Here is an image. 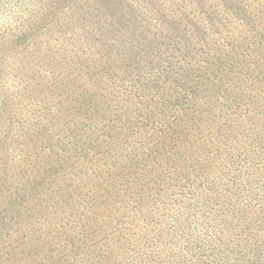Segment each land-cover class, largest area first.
Wrapping results in <instances>:
<instances>
[{
    "label": "trees",
    "instance_id": "1",
    "mask_svg": "<svg viewBox=\"0 0 264 264\" xmlns=\"http://www.w3.org/2000/svg\"><path fill=\"white\" fill-rule=\"evenodd\" d=\"M246 8L264 0H0V264H135L176 235L220 264L227 216L216 237L179 210L174 232L144 203L184 195L220 126L228 162L250 138L225 104L264 62Z\"/></svg>",
    "mask_w": 264,
    "mask_h": 264
},
{
    "label": "rangeland",
    "instance_id": "2",
    "mask_svg": "<svg viewBox=\"0 0 264 264\" xmlns=\"http://www.w3.org/2000/svg\"><path fill=\"white\" fill-rule=\"evenodd\" d=\"M246 9L251 11V17H255L258 21V30H262L264 27L260 22L263 21L264 8ZM254 68L252 70L256 72L264 70V62L259 60ZM256 72L250 75L251 89L246 87L243 89L244 92L240 93L242 87H239L235 99L225 101V104H230L228 110L232 119L243 124L239 131L253 141L236 134L230 135L228 143L232 142L231 152H241V155L230 156L228 162L229 155L226 154L228 152L226 150L229 144L225 145L220 141L225 135L220 126V139L212 137L210 143L217 151L214 150L209 157L215 160L203 166L184 164L186 170L192 172L191 177L186 176L183 180L186 186L183 189L184 195L180 196L177 188L180 181L175 180L169 189L163 191L161 200L155 202L152 200V204L144 203L145 207L159 206L157 211L159 216L156 215L154 218L160 223L170 222L171 231L174 232L182 226H177L173 218L179 210L181 214L187 215L186 225L189 220L192 227L197 224L195 218L207 216L216 237H220V230L223 229L221 218L227 216V219L235 225L232 233L228 231L224 233L227 245L222 246L220 242L222 253L220 264H264V163L263 157L258 152V147H263L264 144V79H260L261 73ZM238 98L239 103H237ZM221 104L224 105L223 99L213 107L212 114H216ZM205 134L203 133L202 136ZM195 145L198 146L197 141ZM220 146L227 157L220 152ZM201 151L202 154L205 153ZM256 179L261 182H255ZM189 232L190 229L187 228L184 234ZM176 239L175 246L139 247L132 253L135 264L212 263L211 256L180 248L184 241L177 235L174 237V240ZM236 245L238 250L232 254L228 247Z\"/></svg>",
    "mask_w": 264,
    "mask_h": 264
}]
</instances>
